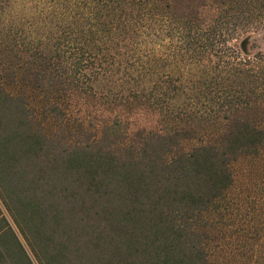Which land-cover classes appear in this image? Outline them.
I'll use <instances>...</instances> for the list:
<instances>
[{
    "label": "trees",
    "instance_id": "16d2710c",
    "mask_svg": "<svg viewBox=\"0 0 264 264\" xmlns=\"http://www.w3.org/2000/svg\"><path fill=\"white\" fill-rule=\"evenodd\" d=\"M52 1L42 34L0 49L41 93L44 114L37 121L24 94L0 85L6 211L40 264H209L210 242L229 237L222 220L237 216L233 165L264 150V99L219 103L218 132L196 138L197 120L182 125L179 90L164 86L159 57L143 48L162 0ZM165 1L188 43L207 40L203 69L220 60L264 91V52L241 57L215 43L264 26V0ZM243 224L233 235L246 242ZM246 248L264 257V245ZM0 264H34L1 207Z\"/></svg>",
    "mask_w": 264,
    "mask_h": 264
},
{
    "label": "rangeland",
    "instance_id": "374dc122",
    "mask_svg": "<svg viewBox=\"0 0 264 264\" xmlns=\"http://www.w3.org/2000/svg\"><path fill=\"white\" fill-rule=\"evenodd\" d=\"M165 2V0L158 2L153 26L156 33L153 36L154 39H150V37L145 39L143 48H153L152 51L159 57V75L164 86L168 85L170 88L179 90L174 94L173 101L175 108L180 109L182 114L180 115L183 118L180 120L182 125L188 128L193 124L194 118L197 120L192 127L193 130L188 134L194 135L196 138L209 139L218 132L219 123L226 119L220 118L222 113L217 110L219 103L236 98L235 104L240 101L241 106L248 108L262 106L264 91L251 85L249 81L244 82L240 74L229 73L226 68L222 69L223 63H219L220 60H216V65L209 64L208 68L203 69L201 60L205 56V50H203L205 45L203 44L207 43V40L201 38L196 43H188L189 41L182 33L177 31L175 23L177 20L167 11ZM53 3L52 0H0V49L5 48V38L21 41L42 34L43 30L50 26L49 14L47 15L46 10ZM51 18L54 20V16ZM225 37L227 38L225 41H223L224 38L221 39V42L215 41L216 46L219 44L221 46L224 42L223 45L229 46L241 57H252L258 52H264L263 25L231 30L226 33ZM244 45L245 49H243ZM4 52L9 59H5ZM227 52L230 53V51ZM16 61L17 58L11 53L9 46L6 51L0 50V85L14 94H24L35 111L36 120L40 121L44 116L43 106L40 103L42 95L37 88H32L26 80L20 77ZM14 69L16 72L13 74ZM205 76L207 80L204 79ZM234 94L236 97H233ZM42 122L47 130L51 128L52 121L43 120ZM262 153L255 159H251L250 156H242L233 165L237 179L233 187L235 197L233 198L237 203L235 210L237 216L222 220L224 233H227L229 237H226L222 246L218 243L222 241L220 239L210 242L209 264H264V257L259 256L260 252L256 254L255 250L247 252L243 250L252 245H264V150ZM0 207L33 263L40 264L6 211L1 198ZM243 222H245L244 231L248 236H253L246 242L233 235L235 230L243 231L239 230V228H243ZM230 232L232 235L229 234ZM211 236L212 238L218 237L214 232H211ZM230 248H233L234 251Z\"/></svg>",
    "mask_w": 264,
    "mask_h": 264
}]
</instances>
